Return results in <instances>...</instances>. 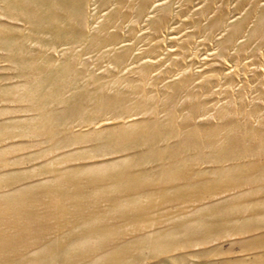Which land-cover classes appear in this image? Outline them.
Wrapping results in <instances>:
<instances>
[{"label": "rangeland", "instance_id": "rangeland-1", "mask_svg": "<svg viewBox=\"0 0 264 264\" xmlns=\"http://www.w3.org/2000/svg\"><path fill=\"white\" fill-rule=\"evenodd\" d=\"M263 173L264 0H0L1 264H264Z\"/></svg>", "mask_w": 264, "mask_h": 264}, {"label": "bare ground", "instance_id": "bare-ground-1", "mask_svg": "<svg viewBox=\"0 0 264 264\" xmlns=\"http://www.w3.org/2000/svg\"><path fill=\"white\" fill-rule=\"evenodd\" d=\"M248 169L249 168H246L241 164H238L235 166V170L240 171V172H246ZM263 175H264V173H263ZM29 219L35 220V221L30 222V223H33V222H36L38 220V217L33 215V214H30L28 216V220ZM26 229H27V224H23L22 226L19 227L18 231L24 232V231H27ZM97 230L98 229H96V231ZM84 233H86L87 235L84 236ZM84 233H80V234H82L85 238L95 236V237H102L103 239H108V237H109V234H107L105 232H102V233L84 232ZM12 236H14V233L8 232V233L3 234L4 238L5 237H12ZM75 237H76L75 239H80L77 235ZM60 238L61 237H56V238L46 239L45 241L39 242L38 245H36V247L34 248L37 250L35 251V253L30 254V258H28L27 260L29 261V260L33 259L35 257V255H37V256H39V258H38V261L36 262V264H40V263H43L45 261L44 259L46 257L51 258L54 249L56 248L58 250L60 247ZM83 241H85V240L80 239L76 242H73L70 246L73 247L76 244H78L79 242H83ZM137 244H138V242H137ZM122 251L123 250L121 249V245H120V247L116 248L115 250H111V251H105V252L92 251L88 256V258L90 257V259L84 264H103V263L111 262L113 259H121L123 256ZM45 253H47V254L45 255Z\"/></svg>", "mask_w": 264, "mask_h": 264}]
</instances>
